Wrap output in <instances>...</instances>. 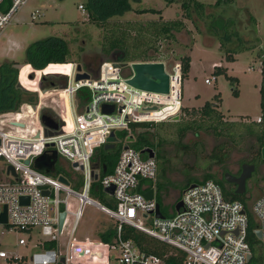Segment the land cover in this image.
I'll list each match as a JSON object with an SVG mask.
<instances>
[{
  "label": "built area",
  "instance_id": "1",
  "mask_svg": "<svg viewBox=\"0 0 264 264\" xmlns=\"http://www.w3.org/2000/svg\"><path fill=\"white\" fill-rule=\"evenodd\" d=\"M27 1L0 0V36ZM78 7L83 10V4ZM43 14L37 9L30 12L32 20ZM130 62L115 64L113 60H104L94 75L82 67L81 71L88 72L89 76L80 79L75 78L76 61H70L65 71L46 70L56 63L29 70L27 73L33 75L39 73L34 78V81L38 79L37 86L32 90L38 99L31 105L35 109L37 126L26 123L18 115L24 104L30 106L28 102L21 103L18 110L0 113V211L6 206L7 214V222L0 225L8 230L28 232L27 237L17 238L18 245L26 247L31 242L29 254L0 247V264H247L250 260L249 218L244 203L225 196L214 179L208 178L193 186L188 184L166 213L160 207L163 216H158L154 183L158 171L156 157L143 155L127 145L128 134L112 171L99 177L98 168L92 162L94 153L97 147L108 142L111 130L117 141L116 130H129L131 122L173 120L172 116L178 114L179 117L182 113L179 61L170 69L165 66L169 74L166 93L129 84L126 79L131 75ZM42 70L47 71L43 74L62 72L67 77L66 84L40 88ZM210 79L206 77L205 82ZM19 82L27 85H23L21 78ZM81 87H88L90 91L82 102L78 97ZM55 88L65 92L70 117L65 119L56 113L59 125L48 127L53 133H46L40 115L52 107L45 101L41 103L40 94ZM103 103L112 104V110L104 111ZM63 108L61 105L60 109ZM260 119L258 115L256 121ZM4 122L10 126L5 127ZM29 123L32 124V120ZM54 150L57 157L62 156L72 163L74 171L81 172L78 187H72L64 174L68 183L60 180L58 176L62 173H55V169L45 172L34 166L36 156ZM93 170L97 172L96 179L92 177ZM97 180L106 194L105 202L89 194ZM109 186H113L112 192L105 189ZM150 187H153V197L147 198L143 192ZM178 199L182 200V205L175 210ZM86 202L95 204L112 223L92 238H75L74 232ZM248 209L255 220L253 231L259 239L264 264V190ZM62 210L65 215L59 226ZM69 217L71 222L67 223ZM66 223L68 229L64 232ZM141 234L152 239L154 244L146 245ZM138 239L142 240L141 244Z\"/></svg>",
  "mask_w": 264,
  "mask_h": 264
},
{
  "label": "rangeland",
  "instance_id": "2",
  "mask_svg": "<svg viewBox=\"0 0 264 264\" xmlns=\"http://www.w3.org/2000/svg\"><path fill=\"white\" fill-rule=\"evenodd\" d=\"M86 1L28 0L18 9L0 36V62L8 59L21 63L24 61L25 48L29 43L56 35L67 40L70 60L82 63L81 57H86L96 64L107 25L126 21L143 23L148 20H157L160 16L164 19L181 18L185 26L179 31H174L172 38L156 39L153 45L155 49L152 47L148 51L152 52L158 60L164 61L167 69H170L176 61L180 62L181 56H190L189 74L182 79L184 110L190 111L192 108L201 107L205 101H214L226 120L249 121L256 120V117L261 115L259 85L263 57L259 49L264 47V0H232L216 7L214 6L216 0H201L209 4L208 12H215L219 15L214 22L215 26L212 25V27H210V17L198 20L197 24L184 17L178 0H130V10L109 17L106 24L102 26L89 18L85 6ZM80 3L83 4V10L78 7ZM141 7H153L159 9L160 12H137V9ZM36 9L44 14L32 20L30 12ZM251 15L254 17V22L251 20ZM228 22L233 24L230 25ZM232 29L237 30L239 34L230 33ZM226 31L230 33V36L227 34L221 37ZM239 41H242L240 44L246 49L234 53V60L228 61L225 57V47H237ZM215 65L226 67L227 74L235 76L237 80L232 82L225 73H217ZM29 66L31 65L18 67V80L20 81L21 78L23 85L27 84L23 87L32 91L30 87L35 86L33 85L34 78L39 73L35 72L34 75L27 73ZM69 67V62H65L61 65H50L46 70L65 71ZM45 72L47 71H40V75ZM206 77L211 78L209 82H205ZM38 89H40L39 86ZM233 89L237 90L236 94L233 93ZM216 93L220 95L215 96ZM40 95L41 103L43 101L49 103L51 110L55 111L53 107L60 110L62 105L63 110L68 113V98L62 89H51ZM36 97L38 99L37 95ZM31 105L24 104L18 114L25 116L23 120L26 123L37 126V116ZM183 117H190V114L185 112ZM30 120L32 124L29 123ZM167 123L169 122H164V124ZM4 126L10 125L4 122ZM150 127L153 131L162 133L161 137L164 139L160 144L159 153L167 159L166 174L173 182H165L161 188L155 185V196L160 200V207L165 213L186 183L185 170H189V174L195 178H201L203 172L207 170L221 177L225 171L231 173L236 171L242 162H251L249 160L255 154L254 150L258 145L254 136L244 135L240 141L235 142L226 135L218 137L211 130H200L198 133L188 131L185 134L182 140L188 142V147L184 149L175 142L177 135L173 132L174 126L153 124ZM130 131L133 130L129 129L128 132ZM116 136L118 140L115 141L114 147L120 146L125 139V136L122 137L119 134V130H116ZM195 141L199 142L197 146L193 144ZM220 142L229 148V154L222 163H216L208 158V154L212 147ZM257 161L254 171L246 181L245 190L249 195L247 200L249 206L254 198L264 190V160ZM54 172L64 174L72 187L79 186L81 172L74 171L72 163L62 156L55 161ZM97 183H94L89 194L96 200L105 202L104 197L100 195L99 187H95ZM70 220L71 217L68 218L67 223H70ZM67 223L64 232H67ZM111 223L112 219L107 214L98 209L95 204L86 202L74 237L92 238ZM19 236L27 237L28 232L18 229L8 230L7 227L0 225V247L7 251L16 250L29 254L31 242L26 247L18 245ZM249 264H258V262L251 260Z\"/></svg>",
  "mask_w": 264,
  "mask_h": 264
},
{
  "label": "trees",
  "instance_id": "3",
  "mask_svg": "<svg viewBox=\"0 0 264 264\" xmlns=\"http://www.w3.org/2000/svg\"><path fill=\"white\" fill-rule=\"evenodd\" d=\"M171 1V0H167ZM180 1V6L183 11L184 17L197 22L198 20H203L206 17L211 18V26H215V21L218 19V14L215 12H208L207 8L209 4L202 2L201 0H178ZM232 0H216L214 6H220L225 3H229ZM89 18L94 22H97L99 25H105L108 18L113 15H120L131 9L130 0H87L85 3ZM213 6V7H214ZM160 12L159 9L153 7H141L137 9V12ZM251 20L254 22V17L251 15ZM213 22V24H212ZM229 23V22H228ZM197 24V23H196ZM232 25L233 23H229ZM110 26V27H109ZM185 26L184 20L181 18L173 19H164L161 16L157 20H148L146 22H113L110 25L106 26V29L103 33V38L101 40V48L98 53V61L95 63L92 62L89 58L81 57L82 63H80L85 70H87L91 75L96 74V70L99 66L100 61L104 60H113L118 63L128 62V61H149L158 59L153 55L152 52L148 51L153 47L156 39H165L174 37V31H179ZM254 26V25H253ZM227 27V25H225ZM134 31V32H131ZM233 35H238L237 30H231ZM229 32H225L221 37L229 35ZM246 40V39H245ZM224 42V41H223ZM242 41L238 42V46L230 48L225 47V57L227 60H234V53L246 49L242 44ZM155 49V46L153 47ZM260 55L263 57L261 63V80L259 85L260 92V106H261V119L260 121L249 120V121H240V120H226L218 104L214 101H205L201 107L196 109L192 108L190 111L184 110L177 119L173 120H161V121H137L130 123V131L126 129L119 130V134L122 137L127 136V141L125 142L130 147H134L138 150L149 146L152 147L156 152L155 157L157 160V176L154 181L155 185L161 188L165 182H171V179L166 174V164L167 159L163 154L159 153V148L162 140L161 132L153 131L151 125H166L174 126V133L177 135L176 144L182 148L188 147V142H184L182 138L188 131L198 133L200 130H211L218 137L221 135H226L230 137L231 140L237 142L240 141L244 135L254 136L258 145L255 148V154L251 157L249 161L258 162L257 160H264L260 154V148L264 144V47L260 49ZM70 49L68 42L65 38L50 35L42 39H37L28 44L25 48L24 61L22 63H29L33 69H42L49 63L56 64H65V62H70L69 59ZM101 61V62H102ZM17 62L15 60H3L0 62V113L6 111H15L18 110L19 106L23 102H28L30 104H35L37 102L36 92L30 91L23 86H18V67L16 66ZM180 64L182 68L183 79L190 67V56L183 55L180 57ZM53 65V64H51ZM50 66V65H49ZM217 73H225L226 77L232 82H235L237 78L233 75L227 74L226 67L222 65H215ZM67 77L65 74H55L47 73L43 74L40 77L39 84L42 89H49L54 87H62L66 84ZM88 87H81L78 90V97L82 100H85L89 96ZM233 93L236 94L237 90L233 89ZM216 95H220L216 93ZM215 104V105H214ZM187 112L190 114V117L184 118L183 115ZM19 115V114H18ZM28 116V115H26ZM19 117H25L20 116ZM168 121L169 123L164 124ZM122 143L120 146L112 148H104V146H99L96 148L93 164L94 167L99 171V177L105 173L112 171L114 164L118 158V154L123 147ZM194 145H198L199 142H194ZM229 154V148L223 142L215 144L208 158L215 161L216 163H222ZM143 155H146L143 153ZM103 165H105V170H103ZM186 174V183L181 187L184 189L191 182H201L205 179L212 178L217 181L225 194L229 198L240 199L247 210L248 214V238L251 245V260L257 261L258 264H262L263 253L259 245V239L256 237L253 229L255 226V220L252 214L249 211L248 198L249 195L246 193V190L242 193H237L235 188L232 186V183L226 181V179L221 176L217 177L214 173L207 170L203 172L201 178H195L189 174V170H185ZM95 182H98L95 181ZM228 184V185H226ZM100 189V195L105 197L106 194L104 189L96 184ZM180 191V193H181ZM180 197V194L177 198ZM157 199V198H156ZM160 203V200L157 199ZM145 238L144 235H140ZM104 239H108L107 235H103ZM138 243H142L140 239L137 240ZM146 245H153L154 241L152 239H144ZM156 242V241H155ZM60 264V263H59Z\"/></svg>",
  "mask_w": 264,
  "mask_h": 264
},
{
  "label": "water",
  "instance_id": "4",
  "mask_svg": "<svg viewBox=\"0 0 264 264\" xmlns=\"http://www.w3.org/2000/svg\"><path fill=\"white\" fill-rule=\"evenodd\" d=\"M127 62H123L121 64H126ZM115 64H118V62H115ZM17 67H20L21 64L17 63ZM82 65L80 63L77 64V70L78 72L75 75L76 79H80L83 77H88L89 74L86 71H81ZM130 70L131 75L126 79V81L138 88L146 89L150 91H157V92H163L166 93L169 91V74L165 69V63L162 60H149V61H131L130 62ZM56 74L59 72H55ZM18 86H22V84L18 81ZM113 105L110 103H103L102 109L104 111H110L112 110ZM178 114H175L172 116V119H177ZM40 119L45 124V132L46 133H53L51 128H57L58 127V120L51 117L50 115L46 113H42L40 115ZM20 125H23L22 122H18ZM108 142L104 144V148H112L115 145L116 137L114 134V131L111 130L110 134L108 136ZM142 153H147L148 156H155V151L152 147L146 146L140 150ZM260 154L261 157L264 159V144L260 148ZM57 159V154L55 150L52 153H46L43 152L42 154L36 156L33 160V164L35 167L45 171V172H53L55 169V161ZM25 162H28V160H25ZM74 166L77 165L76 162L73 163ZM9 168H13L9 166ZM103 170H105V165H103ZM255 169V164L253 162H242L241 163V171L239 174H233L229 171L224 172V178L228 182H232L235 184V191L237 193H242L246 189V181L247 178H249L252 174V172ZM92 177L94 179L97 178V172L95 170L92 171ZM58 178L62 180L65 183H68V179L63 175L59 174ZM196 182L189 183L188 186L195 185ZM139 188V185L137 186ZM106 190L112 192L113 186H109L105 188ZM183 190V189H182ZM44 192H48L47 189L44 190ZM144 196L147 198L153 197V187L148 188L143 192ZM23 196H21V199L23 200ZM182 205V200L178 199L174 204V209L178 210L179 207ZM244 211V210H243ZM155 212L158 216H163L160 211V204L159 202L156 203ZM65 212L62 210L59 214V226L62 225L63 219H64ZM7 222V214H6V206L0 211V223H6ZM257 236H260V231H256ZM63 260V256L60 258ZM250 259V255L248 256V260Z\"/></svg>",
  "mask_w": 264,
  "mask_h": 264
},
{
  "label": "crops",
  "instance_id": "5",
  "mask_svg": "<svg viewBox=\"0 0 264 264\" xmlns=\"http://www.w3.org/2000/svg\"><path fill=\"white\" fill-rule=\"evenodd\" d=\"M228 61H232V60H228ZM21 64V66H26L27 64H29V63H20ZM30 65V64H29ZM54 65V64H53ZM190 67H191V63H190ZM190 67H189V69H190ZM32 69V67L31 66H29V70H31ZM28 70V71H29ZM35 71H38V70H35ZM189 72V71H188ZM188 74L189 73H187V75L186 76H188ZM37 81H38V79L37 80H35L34 81V84L33 85H35V86H33V87H30V89H35L36 88V86H37ZM54 108V107H53ZM54 110L56 111V113L59 115V116H61V117H63V118H65V119H68L70 116L68 115V113L67 112H65L64 110H62V109H60V110H58L57 108H54ZM62 110V111H61Z\"/></svg>",
  "mask_w": 264,
  "mask_h": 264
},
{
  "label": "flooded vegetation",
  "instance_id": "6",
  "mask_svg": "<svg viewBox=\"0 0 264 264\" xmlns=\"http://www.w3.org/2000/svg\"><path fill=\"white\" fill-rule=\"evenodd\" d=\"M46 114H48V115H50L51 117H53V118H57L58 116H57V114H56V112L55 111H53V110H51V109H46ZM21 116V115H20ZM155 151V150H154ZM156 152V151H155ZM57 159H58V157H57ZM56 159V160H57ZM254 163V162H253ZM255 164V163H254ZM256 165V164H255ZM241 171V164L239 165V167H238V169L236 170V171H234V172H232L233 174H239V172ZM222 176L224 177V173L222 174ZM228 182V181H227ZM230 183H232V182H230ZM232 186L235 188V184L234 183H232Z\"/></svg>",
  "mask_w": 264,
  "mask_h": 264
},
{
  "label": "bare ground",
  "instance_id": "7",
  "mask_svg": "<svg viewBox=\"0 0 264 264\" xmlns=\"http://www.w3.org/2000/svg\"><path fill=\"white\" fill-rule=\"evenodd\" d=\"M56 65H61V64H56Z\"/></svg>",
  "mask_w": 264,
  "mask_h": 264
},
{
  "label": "clouds",
  "instance_id": "8",
  "mask_svg": "<svg viewBox=\"0 0 264 264\" xmlns=\"http://www.w3.org/2000/svg\"><path fill=\"white\" fill-rule=\"evenodd\" d=\"M21 67V66H20ZM33 69V68H32ZM34 70V69H33Z\"/></svg>",
  "mask_w": 264,
  "mask_h": 264
}]
</instances>
